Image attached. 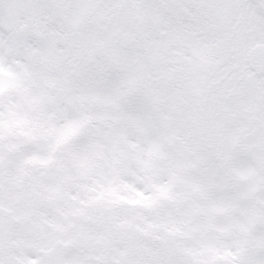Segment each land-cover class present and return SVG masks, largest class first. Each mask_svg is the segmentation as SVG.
I'll use <instances>...</instances> for the list:
<instances>
[{
  "label": "snow or ice",
  "instance_id": "1",
  "mask_svg": "<svg viewBox=\"0 0 264 264\" xmlns=\"http://www.w3.org/2000/svg\"><path fill=\"white\" fill-rule=\"evenodd\" d=\"M0 264H264V0H0Z\"/></svg>",
  "mask_w": 264,
  "mask_h": 264
}]
</instances>
